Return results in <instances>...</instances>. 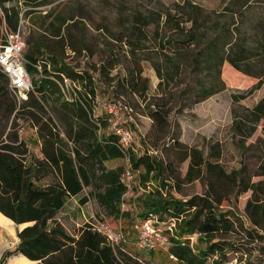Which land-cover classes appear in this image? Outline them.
<instances>
[{"label":"trees","instance_id":"16d2710c","mask_svg":"<svg viewBox=\"0 0 264 264\" xmlns=\"http://www.w3.org/2000/svg\"><path fill=\"white\" fill-rule=\"evenodd\" d=\"M15 1L0 0L3 19L10 30H15L20 12L15 6H8ZM247 1L238 0L236 3L227 32L222 33V26L212 22L210 29L214 34L210 38L205 36L204 31L201 34L197 32L205 21H209L208 13L189 0L183 5L175 4L165 9L156 17L142 14L133 17L128 42L120 40L128 49L130 69L123 77L104 80V83H112L111 95L116 98L129 92L146 99L149 80L143 76L142 61L145 59L140 58L139 53L142 51L141 43L148 40L146 28L153 25L152 45L159 60L151 65L159 82L151 102L145 106L144 114L151 121L150 132L146 136L150 145L143 139L141 154L137 153L132 143L124 148L119 136L110 129L113 118L102 106L112 100L103 102L101 109L98 107L99 79L95 74L100 77L107 75L108 69L114 67L117 61L109 68L100 64L98 68L90 65L85 69H76L61 61L57 55H51L42 62L30 54H23L32 89L27 92V99L19 108L17 117L24 116L25 120L37 126L41 158L32 156L29 142L16 133L8 140L0 136V213L15 225L26 224L21 230L17 229L18 243L14 250L2 255L0 264L13 254L17 256H11L7 264L18 258L29 260L18 264H31L30 261L35 264H147L133 255L131 248H137L135 240L132 241L123 228L125 221H133L134 218L140 219L139 224L148 219L155 220V226L169 236L167 250L147 251L151 255L149 261H153L154 255L163 257L165 264H207L210 260L212 264H227L230 256L238 259V264H259L264 260L263 234L241 222V230L246 232L245 237L251 242L231 241L232 235L241 232L237 229L239 219L230 211L219 209L216 202L220 203L221 198L213 200L194 196L180 199L174 196L172 186L162 178L164 166L151 150L154 133L168 126V107L174 102L170 82L177 83L180 76L195 81L192 78L194 73L206 72L204 78L195 81L199 87L197 90H191L188 84H182L178 90L180 98L192 99L193 96V103H201L226 89L221 78L224 62L235 71L257 79L249 89L231 96L235 103L261 89L264 73L251 71L249 59L252 57L249 55L259 58V63L264 65V33L257 39V53L251 54L243 46L235 19L241 16ZM21 3L23 7L27 6L24 15L36 7L47 5L45 0H24ZM183 19L191 23L188 30L181 26ZM1 23L0 17V27ZM4 43L0 29V45ZM200 43L202 46L196 51ZM64 80L70 84L67 92H63ZM1 83L3 87L0 86V90L6 89L9 80L0 70ZM45 105L49 106L52 116L44 111ZM242 109L245 112L243 116L234 115L232 133L245 140L260 123L264 125V93L252 107ZM97 111L100 113L96 114ZM108 128L109 132H105ZM165 145L181 153L183 160H188L185 182L206 172L211 182L241 185L234 173H226L216 162L220 157L217 144L209 147L207 156L177 138L166 139L163 142ZM125 159L135 175L129 194L121 182L124 166L108 167L110 161ZM257 176L264 177V173ZM150 182L155 183L153 189L149 188ZM257 186L244 185L239 194L251 188L255 192ZM86 188L89 192L80 199V204L93 199L103 208L107 216L104 222L123 236L118 244L112 246L92 224H85L70 235L56 222L55 216L67 201ZM127 197L137 201L134 215L126 202ZM257 199L253 195L247 201L245 211L250 224L262 229L257 226V206L253 203ZM254 242H259L258 246L253 245Z\"/></svg>","mask_w":264,"mask_h":264},{"label":"rangeland","instance_id":"374dc122","mask_svg":"<svg viewBox=\"0 0 264 264\" xmlns=\"http://www.w3.org/2000/svg\"><path fill=\"white\" fill-rule=\"evenodd\" d=\"M23 1L16 0L15 3H10L8 6H15L17 10L23 11L24 15V8L27 6L23 7L21 3ZM45 1L47 5L36 7L34 11L24 15L27 22L24 55L30 54L41 59L42 62L51 55H57L61 61L76 69H85L90 65L98 68L100 64L109 68L110 64L117 61L114 67L108 69L107 75L100 77L95 74L99 79L98 107L101 109L103 102L110 100H112L110 104H120L121 119L119 125H123L124 128L132 132V146L138 154H141L142 140L145 139L146 143L150 145L146 136L150 132L151 121L144 114L145 106L151 102L150 99L156 93V86L159 82L151 65L159 60V55L154 51L152 45L153 25L146 28L148 40L141 43L142 51L139 53L140 58L145 59L142 61L143 76L149 80L146 99L143 100L129 92H124L116 98L111 95L112 83L109 81L104 83V80L123 77L130 69V56L124 41L128 42L129 36H131L134 16L142 14L156 17L165 9L172 8L175 4L183 5L187 0ZM189 1L201 7L209 16V21H205L202 28L197 29L198 33L201 34L204 31L206 37H212L214 34L210 29L212 22H215L218 27L222 26V33L227 32V28H230V16L235 10L238 0ZM235 19L238 22L243 46L247 47L251 54H256L257 39L264 33V0H248L247 5L241 10V16L235 17ZM184 20L181 21V26L188 30L191 23ZM57 32L58 34H56ZM120 40H124L122 44ZM201 46L202 43L198 44L196 51L200 50ZM74 49L75 51H73ZM249 57H252L249 59L252 65L251 71L257 74L264 73V65L259 63L261 62L260 59L254 55H249ZM221 70V78L226 89L201 103H193V96L192 99L180 98L178 90L182 84H188L191 90H197L199 87L195 81L205 77L206 72L204 70L203 73L193 74L192 78H195V81L186 76H180L177 83L170 82V88L174 93V102L168 107L170 109L167 117L168 126L163 131L154 133L151 147L157 151L158 159L164 166L162 178L164 182L172 186L171 192L174 196L180 199H188L194 196H205L213 200L221 198L220 203L216 202L219 209L230 211L239 219L237 229L241 232L232 235L231 241L248 244L251 241L246 239V232H242V223L257 229L259 234L264 235V177L257 176L259 173H264V125L260 123L255 132L243 140L232 133V124L234 115L243 116L245 114L242 107H252L261 93H264V80L257 93L235 103L231 96L233 94L239 95L249 89L256 83L257 79L235 71L227 62L223 63ZM0 86L3 87V84L1 83ZM154 100L156 101L157 98ZM23 101L19 95H15L10 90L9 84L6 89L0 90V136L3 140H8L16 133L20 138L29 142L27 144L31 155L40 159L41 147L37 137V126L31 121L25 120L24 116L22 118L17 117ZM44 111L52 114L48 105L44 106ZM99 113L100 111H97L96 114ZM105 132H109V128ZM168 138H177L180 142L201 150L204 156H207L211 145L217 144L220 157L216 162L223 167L226 173H234L241 185L229 186L211 182L210 175L206 172H202L198 178L196 177L190 182H185L188 160H183L182 154L174 151L170 146H163V142ZM246 146L247 149L245 150ZM125 164L124 160H114L108 163V167L125 166ZM154 184V182H150L149 188L153 189ZM247 184L249 186L258 184L257 191L254 192V189L251 188L239 194V191ZM88 192L89 189L86 188L79 195L69 199L55 216L56 222L70 235H74L78 228L85 224L95 226L102 224L110 227L107 222H104L107 216L103 208L93 199H89L85 204H80V199L87 196ZM253 195L258 198L253 203L257 206V226L262 229L250 224L248 214L245 211L246 203L253 198ZM126 202L134 212L137 201L127 197ZM134 214L136 213L134 212ZM139 220V218H134L133 221L131 219L122 221V223L124 222L125 233L129 235L132 241L136 240L137 230L134 226L135 224L139 226ZM110 228L116 231L112 227ZM4 229L16 232L18 227L10 225ZM252 244L258 246L259 242ZM14 248L15 245H10L3 254L14 250ZM131 249L134 256L147 264L148 262L165 264L160 255H154L153 261H149L151 259L149 252L138 250L135 247ZM11 256H17V254ZM229 260L238 264V259L235 260L232 256ZM6 261L7 259L2 264H5ZM207 264H212L211 260Z\"/></svg>","mask_w":264,"mask_h":264},{"label":"built area","instance_id":"2783aa9c","mask_svg":"<svg viewBox=\"0 0 264 264\" xmlns=\"http://www.w3.org/2000/svg\"><path fill=\"white\" fill-rule=\"evenodd\" d=\"M0 17L2 18L0 29L5 39V43L0 45V70L7 76L10 90L15 95H19L23 100H26L27 92L32 89V83L25 68L26 61L23 55L26 49V18L23 15V11H20L15 30H10L5 24L1 8ZM64 84L63 92H67L70 84L67 80H64ZM119 105V103H108L102 106V108L113 118L110 129L119 136L121 145L127 148L133 141V134L130 130L119 125L121 119ZM151 150L154 155H157V151ZM125 163L121 182L125 185L129 194L132 192L135 175L130 169L127 159H125ZM155 222V220L148 219L139 224V226H136L137 237L135 246L138 249L143 251L167 250L170 246L169 236L164 234L161 228L155 226ZM94 227L107 237L112 246L118 244L121 238H123L119 231H114L106 225L99 224V226L94 225ZM227 264H234V262L229 261ZM259 264H264V260Z\"/></svg>","mask_w":264,"mask_h":264},{"label":"crops","instance_id":"0c3cea01","mask_svg":"<svg viewBox=\"0 0 264 264\" xmlns=\"http://www.w3.org/2000/svg\"><path fill=\"white\" fill-rule=\"evenodd\" d=\"M10 225L14 226L15 224L0 213V260H1L3 252L6 249H8L10 245L16 246L18 243L16 232H10L4 229ZM13 231H14V228H13ZM7 261L5 264H7ZM25 261H29V260L26 258H18L12 264H18V263L25 262ZM30 262L31 264H33L32 261Z\"/></svg>","mask_w":264,"mask_h":264},{"label":"water","instance_id":"95a60500","mask_svg":"<svg viewBox=\"0 0 264 264\" xmlns=\"http://www.w3.org/2000/svg\"><path fill=\"white\" fill-rule=\"evenodd\" d=\"M16 226L18 227V230H21L23 227L26 226V224H21V225H16ZM33 264H35V263L33 262Z\"/></svg>","mask_w":264,"mask_h":264}]
</instances>
